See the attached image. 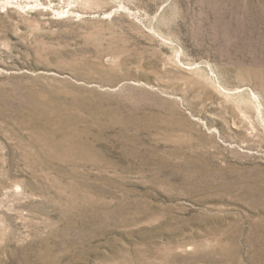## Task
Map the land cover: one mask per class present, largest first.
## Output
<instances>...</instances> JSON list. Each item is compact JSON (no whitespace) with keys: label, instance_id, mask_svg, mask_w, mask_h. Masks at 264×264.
Segmentation results:
<instances>
[{"label":"rangeland","instance_id":"1","mask_svg":"<svg viewBox=\"0 0 264 264\" xmlns=\"http://www.w3.org/2000/svg\"><path fill=\"white\" fill-rule=\"evenodd\" d=\"M0 3V264H264V0Z\"/></svg>","mask_w":264,"mask_h":264},{"label":"bare ground","instance_id":"2","mask_svg":"<svg viewBox=\"0 0 264 264\" xmlns=\"http://www.w3.org/2000/svg\"><path fill=\"white\" fill-rule=\"evenodd\" d=\"M0 1H3V0H0ZM4 3V2H3ZM1 4V3H0ZM5 6V5H4ZM208 66V65H207ZM206 69L208 70V73L211 75L212 79H213V74L212 72L210 71V68L209 67H206ZM215 79V78H214Z\"/></svg>","mask_w":264,"mask_h":264}]
</instances>
